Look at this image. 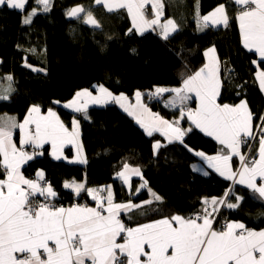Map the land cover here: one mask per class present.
<instances>
[{
	"label": "trees",
	"instance_id": "obj_1",
	"mask_svg": "<svg viewBox=\"0 0 264 264\" xmlns=\"http://www.w3.org/2000/svg\"><path fill=\"white\" fill-rule=\"evenodd\" d=\"M162 4V21L172 19L178 25V30L166 40L151 32L139 36L125 9L109 13L96 5L95 0H50L47 12L36 0H28L23 11L0 7V85L11 76L9 83L13 89L7 99H0V116L10 115L20 122L29 108L37 105L43 112L55 110L68 123L75 115L63 104L72 100L76 92L99 85L128 97L139 91L146 101L147 91L178 87L182 78L204 65L205 51L214 47L222 82L218 103L235 105L245 99L255 123L263 112L264 96L256 85L257 67L253 63L256 55L240 41L236 5L231 0H162ZM78 5L91 11L99 23L97 29L88 28L82 18L67 20L68 11ZM220 5L225 6L227 26L198 33L199 15L205 16ZM33 8L37 14L32 23L23 24ZM146 16L151 17L148 12ZM257 64L264 69V64ZM28 65L42 68L45 74L33 73ZM148 106L166 120L179 115L160 102L151 101ZM75 117L80 125L85 166L71 162L75 156L71 147L65 150L69 161L64 162L51 159L45 147L42 156L34 158L22 171L26 177L36 171L44 172L60 198L71 196L64 189L66 181H85L90 188L110 186L117 203H142L139 213L121 216L126 227L173 215L191 217L204 206L205 198L208 202L213 197L223 198L231 185L214 172L201 175L191 169L198 160L197 152L206 155L219 152V145L196 128L191 127L184 144L171 142L154 150V142L162 138L147 136L116 105L93 107ZM190 125L183 120V127ZM14 139L18 141L16 135ZM256 148L252 156H256ZM125 164L139 169L147 182V191L133 196L134 191L119 185L116 176ZM3 177L0 171V179ZM138 182L134 179L132 187L136 188ZM150 192L162 199L155 200L149 196ZM232 192L234 195L227 198L228 202L236 203V196L243 199L236 208L225 205L221 219L239 221L247 229L264 228V204L247 189L234 186ZM83 198L87 204H93L88 195H81L79 203Z\"/></svg>",
	"mask_w": 264,
	"mask_h": 264
},
{
	"label": "snow or ice",
	"instance_id": "obj_2",
	"mask_svg": "<svg viewBox=\"0 0 264 264\" xmlns=\"http://www.w3.org/2000/svg\"><path fill=\"white\" fill-rule=\"evenodd\" d=\"M27 2L28 0H0V7L23 11ZM147 2L148 0H95L96 4L103 5L110 12L126 9L134 26L141 33L145 26L159 25L162 38L168 39L169 30L176 31L178 25L172 19H167L162 24L159 22L162 15L160 9L163 7L160 0L153 4L155 18L146 19L143 9ZM36 3L42 6L43 11H49L50 0H36ZM234 3L240 6L237 19L242 43L245 48L258 54L260 63L264 64V0H234ZM81 13L85 14L84 17L80 16ZM36 14L37 9L33 8L22 23L31 24ZM67 15L83 18L86 23L99 27L91 11H86L82 6L70 9ZM210 18L213 24L223 22L227 26L225 6H218L213 13L203 17L205 28L209 26ZM215 51L214 47L209 48L205 52L208 62L182 78L179 87H157L155 93L149 94L157 97L166 92L174 94L166 106H179L177 119L168 121L158 114L150 113L140 104L142 93L137 91V105L143 113L148 114L147 123L143 119L138 122L149 136L154 131H159L169 138V142L175 140L184 144V136L192 129L182 128L180 121L187 117L196 128L224 146L217 155L206 157L209 167L228 180H235L238 175V183L245 184L257 198L264 200V116L259 117L262 123L256 125L260 129L257 155L241 153L242 145H249L251 139H256L253 131L254 116L244 100L237 105L217 102L221 82L220 61ZM257 78L261 90H264V69L257 72ZM6 79L11 81L12 77ZM94 87H98L99 95L94 96L89 89H83L76 92L64 107L81 112L89 102L101 104L109 99L124 106L122 101H126L127 97L123 94L114 96L103 85ZM11 91L10 84L6 92ZM193 94L198 100L196 109L186 105L187 101L193 99ZM7 98V94H0V99ZM125 111L129 109L125 108ZM30 125H35L34 130ZM78 127L79 123L74 119L70 132L52 109H48L46 115H41V109L37 105L29 109L23 123L17 122L14 117H0V166L5 173L4 178L0 179V264H264V230L247 229L239 222L229 223L221 230L213 228L212 215L218 211L217 206L225 204L228 208H236L243 199L240 196L235 197L237 203L228 202L225 198H211L212 211L205 207L203 215H173L139 224L134 228L126 227L119 219V214L122 210L140 206L130 202L127 205L114 203L110 186L89 189L84 183L66 181L65 188H73L77 194L82 190L86 191L97 202V207H56L49 198H54L57 194L44 181L42 171L37 172L35 180L22 175L21 166L36 155H42L37 152L29 154L24 150V145L42 148L45 143L51 142L52 155L60 159V149L65 143H71L77 148L75 161L72 162L86 163L77 140ZM17 128L24 134L20 148L13 140L14 130ZM160 146L157 142L154 150ZM184 146L188 147L186 144ZM225 149L227 153L222 154ZM196 155L204 157L205 154L197 152ZM233 156L239 157V170L232 169L230 161ZM124 168L127 169L128 165L125 164ZM133 171L140 175L139 169ZM118 176L125 182L128 181L124 172L118 173ZM258 178L260 183H257ZM146 183L145 181V185ZM102 192H107V195L100 197L99 193ZM152 195L155 200L162 199L155 193ZM233 195L231 190L226 193V197ZM37 197H44V201H38ZM203 203L207 205L208 198ZM123 233L126 236L122 237ZM120 238L123 242H118Z\"/></svg>",
	"mask_w": 264,
	"mask_h": 264
},
{
	"label": "crops",
	"instance_id": "obj_3",
	"mask_svg": "<svg viewBox=\"0 0 264 264\" xmlns=\"http://www.w3.org/2000/svg\"><path fill=\"white\" fill-rule=\"evenodd\" d=\"M233 3H234V0H231ZM160 2L162 3V0H160ZM156 3V0H148V2L147 3H145V7H144V13H145V16H146V13L148 12L150 15H151V17L150 18H147L148 20H151V19H153V18H155V9L153 8V4H155ZM96 4V3H95ZM235 4V3H234ZM96 5H98V4H96ZM163 5V4H162ZM236 5V4H235ZM78 6H80V5H78ZM102 7H104L103 5H102ZM147 7H150V9H147ZM236 7H237V14H236V16H235V22L237 23V26H238V30H239V33H240V41H241V44H243L242 43V39H241V30H240V23H239V20L237 19V16H238V14H239V8H240V6L239 5H236ZM74 8V7H73ZM105 8V7H104ZM217 8V7H216ZM85 9V8H84ZM105 10L107 11V12H109L110 13V11H108L106 8H105ZM126 10V9H125ZM163 10H164V5H163V7H162V9H160V11L162 12V15L160 16V23L162 24V23H164L166 20H164V21H162V18H163ZM215 10V9H214ZM214 10H212L211 12H209L208 14H206V15H209L210 13H213L214 12ZM127 11V10H126ZM112 12V11H111ZM128 13V12H127ZM205 15V16H206ZM80 16L81 17H84V13H81L80 14ZM128 17H130V21H131V25L134 27V24H133V19H132V17L129 15V13H128ZM201 17V18H200ZM203 17L204 16H200L199 15V20H197V29H199V27H200V34L201 33H203V32H205L208 28H217V27H222V26H225L224 24H223V22H221V23H219V24H213L212 23V18H210L209 19V21H208V24H209V26L208 27H204L203 25H204V21H203ZM217 17H219V14H217ZM78 18H76V17H69L68 15H67V20H77ZM83 19V18H82ZM95 20H96V18H95ZM97 21V20H96ZM98 22V21H97ZM83 23L88 27V28H93V29H97L98 27L97 26H94V25H92V24H89V23H86L85 22V20L83 19ZM99 24V23H98ZM134 29H135V27H134ZM153 29H154V32L157 34V35H159L160 37H162V35H161V28L159 27V25H154L153 26ZM177 30H178V28H177ZM176 30V31H177ZM149 31H151V29L149 28V27H147L145 30H143V33H145V32H149ZM176 31H171V29L169 30V37H170V35H172V34H174ZM136 32H137V30H136ZM153 32V33H154ZM198 32V31H197ZM138 33V32H137ZM142 33V34H143ZM244 46V45H243ZM245 48V47H244ZM247 51H249L250 52V50L249 49H247V48H245ZM206 52V51H205ZM253 54H255L253 51H251ZM209 55H211V54H209ZM216 55V54H215ZM256 55V63H254V65L257 67V70H256V73H255V79H256V85L258 86V88H259V90H260V92H261V94H262V96H264V90H261V87H260V84H259V80H258V78H257V72L259 71V70H261L260 68H258V62H260V58H259V56H258V54H255ZM204 56H205V53H204ZM208 62V58L205 56V63H207ZM204 63V64H205ZM204 66V65H203ZM202 66V67H203ZM31 69V71L33 72V73H36V74H38V73H41V74H45V70H43V71H34L33 69H42V68H40V67H31L30 68ZM220 82H221V77H220ZM3 85H4V89H1L0 90V94H7L8 96L9 95H11L12 94V91H13V89H12V91L10 92V93H8V92H6V90L9 88V85H10V83H9V80H5V82L4 83H2ZM221 84H222V82L220 83V90L219 91H221ZM105 87V86H104ZM11 88H12V86H11ZM83 90V89H82ZM81 91V90H80ZM90 91H92V93H93V95L94 96H96V95H99L100 93H99V91H98V87H93ZM76 94V93H75ZM163 94H167V92L166 93H163ZM114 96H120L121 94H119V95H116V94H113ZM172 95H174V94H172ZM75 96V95H74ZM124 96H126V95H124ZM127 97V100L126 101H122V103H123V107H121V104L120 103H117L116 101H114V100H111V99H109L107 102H105V103H101V104H93V103H91V102H89L88 103V105H87V108L85 109V110H82L81 112L83 113V111H86V110H88V109H91V108H93V107H98V108H103L104 106H106V105H109L110 103H115L116 104V106L123 112V113H127L128 114V116L135 122V123H137L138 125H139V127L142 129V131L144 132V133H146V135L148 136V134H147V131L145 130V128L144 127H142L141 126V124L138 122V120H140V119H143L146 123L148 122V114L147 113H143L142 112V110L140 109V107H139V105H137V99H136V96L134 95V96H132L131 98L130 97H128V96H126ZM219 97V96H218ZM217 97V102H218V100H219V98ZM193 101H195L194 102V106L192 107V109H196V107L198 106V100H196V98H195V96H194V94H193V99H192ZM244 101H245V99H243ZM240 102H238L237 104H239ZM66 103H64L63 104V107H64V105H65ZM140 104H142V105H144L148 110H149V112L150 113H153V114H156V113H154V112H152L149 108H148V106L147 105H145V103H144V101H143V95H141V97H140ZM237 104H235V105H237ZM32 107V106H31ZM30 107V108H31ZM171 109L172 108H174V107H171V106H169ZM29 108V109H30ZM71 115L73 114V115H75V114H78V113H81V112H76V111H74L73 109H71V108H66V107H64ZM125 108H127V109H129V111H125ZM41 109V108H40ZM53 110V109H52ZM56 114H57V112L55 111V110H53ZM263 111H264V109H263ZM29 112V111H28ZM28 112H27V114L24 116V119H25V117L28 115ZM47 112L48 111H46V112H43L42 110H41V115H46L47 114ZM129 112H134L135 114L134 115H130L129 114ZM35 115V114H34ZM159 115V114H158ZM57 116H59L58 114H57ZM160 116V115H159ZM0 117H4L5 119H7L8 117H13V116H10V115H8V116H0ZM59 118H60V116H59ZM16 119V118H15ZM24 119L22 120V121H20L19 123H23V121H24ZM76 120V121H78L76 118H74V117H72V119L70 120V122H69V124H65L64 122H63V120L60 118V120L64 123V125L69 129V131L71 132L72 131V122H73V120ZM185 119L189 122V124H191L190 125V127H183L182 125H181V123H180V126L182 127V128H184V129H188V128H191V127H193V128H196L195 127V125L194 124H192V122L191 121H189L188 119H187V117H185ZM17 121V120H16ZM253 126H254V121H253ZM31 129H33L34 130V128H35V125H30L29 126ZM198 131H200V132H202L200 129H198V128H196ZM254 129V128H253ZM78 132H79V136H78V138H77V140H78V144L80 145V147H81V152H82V156H83V158L86 160V157H85V155H84V149H83V147H82V143H81V136H80V125H79V127H78ZM189 133V132H188ZM187 133V134H188ZM205 136H207V137H209L210 139H212L213 141H215L218 145H219V152H220V150L224 147V146H222V145H220L219 144V142L214 138V137H211V136H208V135H206L204 132H202ZM16 135V137H17V139H18V141L16 142V139H14V136ZM24 134L21 132V130L20 129H15L14 130V133H13V140H14V142L16 143V145H17V147L18 148H20L21 147V144H20V141H21V138H22V136H23ZM152 135H159L161 138H162V140L161 141H159V144L161 145H163V144H169V143H171V142H169V138L167 137V136H165L162 132H159V131H154L153 133H152ZM151 135V136H152ZM186 136V135H185ZM184 136V137H185ZM158 142V141H157ZM157 142H154V144H156ZM172 142H179V141H175V140H173ZM45 147H47L48 148V154H49V156L51 157V159H54V160H56V161H69L67 158H66V156H65V150L68 148V147H71L72 149H73V151L75 152V156H74V160H72V161H75V158H76V154H77V148H76V146L75 145H73V144H71V143H65L64 145H63V147L60 149V155H61V158L60 159H56L55 158V156L54 155H52V153H53V148H52V145H51V142H48V143H45L44 145H43V147L42 148H35L34 146H32V145H24V150L25 151H27L28 149H34L35 150V152H37V153H40V152H43V149L45 148ZM258 148H259V144H257V148H256V150H258ZM153 149H154V147H153ZM158 149V148H157ZM241 151V153H242V150H240ZM219 152H217V153H215V154H212V155H204V157H201V156H198V155H196L197 156V158H198V160L196 161V162H194L193 164H192V167H191V169L194 171V172H196V173H199V174H201V175H205L204 173L206 172V173H208V172H214V173H216L220 178H222L223 180H226L227 182H229V183H234L235 184V187H241V188H244V189H247L249 192H251V194H252V196L254 197V199H256V200H258L260 203H263L264 204V200H261V199H259V198H257L254 194H253V192H252V190L251 189H249L245 184H240V183H238L237 181L239 180V176L237 175V177L235 178V180H228V179H225L223 176H221L217 171H215V169L214 168H211V167H209V165H208V162H207V160H206V157H209V156H215V155H217ZM227 153V149H225V153H222V154H226ZM256 155H257V152H256ZM40 156V155H39ZM38 156V157H39ZM1 159H2V157H1ZM30 161H32V160H30ZM30 161H28L26 164H28ZM71 161V162H72ZM74 163V162H73ZM75 163H79V162H75ZM230 163H231V166H232V169L233 170H239L238 169V166H239V163H240V160H239V157L238 156H233L232 157V160L230 161ZM26 164H24V165H22L21 166V169H20V171H21V173H22V175L25 177V178H27L26 177V175L24 174V172L22 171V168L26 165ZM81 166H85V164L86 163H79ZM134 169H137V167H135V166H132V165H128V168L127 169H123L121 172H124V174H125V176L128 178V181L127 182H125V180L124 179H122L121 177H119L118 176V174H117V176H116V180L119 182V184L122 186V187H124L126 190H128V191H134L133 193V196H137V195H139L141 192H145V191H147V185H145V181L143 180V178L140 176V175H136L135 174V172L133 171ZM37 172H39V171H36L35 173H33L32 174V176H34V177H36L37 178ZM120 172V173H121ZM44 173V172H43ZM138 180L139 182H138V184L135 186L136 188H133L132 187V181L133 180ZM261 181L259 180V178L257 179V183H260ZM77 183H84V182H77ZM85 184V183H84ZM141 185H145L144 187H141ZM67 190H69V191H71V192H73V193H75V194H77L76 193V191L73 189V188H66ZM139 189V191H137ZM83 191V190H82ZM81 191V192H82ZM111 191H112V189H111ZM80 192V193H81ZM112 193H113V191H112ZM149 196L150 197H152L153 198V196L149 193ZM113 201H114V203H117L116 201H115V198H113ZM132 205H139L140 207L143 205L142 203H135V202H132V201H129ZM129 202H126V203H120V204H125V205H127V204H129ZM208 203H211V201H209ZM237 203V202H236ZM80 206H87V207H97V202H95L94 204H87V205H85V204H82V205H80ZM140 207H131V208H129V209H127V210H122L121 212H120V214H119V219L121 220V222L124 224V222H123V220L121 219V216L122 215H129L130 213H133V212H136V213H139L140 211H141V208ZM152 221H155V220H151V221H144V222H141V223H139V224H145V223H150V222H152ZM199 222V221H198ZM237 222H239V221H237ZM229 223H233V222H228V224ZM239 223H241V222H239ZM139 224H136V225H134V226H130V227H136L137 225H139ZM125 225V224H124ZM249 229V228H248ZM217 230V229H216ZM252 230H254V229H252ZM260 230H264V228H262V229H258V230H254V231H260ZM123 236H126V233H123L122 234V237ZM118 242H123V240H122V238H120V239H118ZM142 259H144V257H142ZM89 264H90V262H89Z\"/></svg>",
	"mask_w": 264,
	"mask_h": 264
},
{
	"label": "bare ground",
	"instance_id": "obj_4",
	"mask_svg": "<svg viewBox=\"0 0 264 264\" xmlns=\"http://www.w3.org/2000/svg\"><path fill=\"white\" fill-rule=\"evenodd\" d=\"M153 101L154 102H160V101H156V99H153ZM67 103V102H66ZM70 122V121H69ZM69 122L68 123H66V124H69ZM146 134V133H145ZM33 151H35L34 149H28L27 150V152L29 153V152H33ZM42 156V155H41ZM40 157V156H39ZM50 157V156H49ZM51 158V157H50ZM31 162V161H30ZM0 171H2V173H3V175L5 176V173H4V169H1V166H0ZM4 178V177H3ZM2 178V179H3ZM27 179H37L36 177H34V176H31V177H27ZM44 179H49L50 180V178L49 177H47L46 175H45V173H44ZM76 182V181H75ZM84 183H85V181H83ZM119 183V182H118ZM50 185L52 186V188H53V185H52V180H51V182H50ZM120 185V184H119ZM230 186H232V189L234 188V183H231V185ZM229 186V187H230ZM86 187V186H85ZM228 187V188H229ZM86 188H89V189H94V188H90V187H86ZM227 188V189H228ZM64 189L65 190H67L65 187H64ZM232 189H231V191H232ZM55 191V190H54ZM69 191V190H68ZM70 193H71V196H70V198L69 197H65V198H63V197H58L57 195L54 197V198H49V200H50V202L52 203V204H54L56 207H64V208H69V207H72V206H74V205H78V206H80V205H82V204H87V202H85V198H83L82 199V202L81 203H79V200H78V198H80V196L81 195H88V200H90V201H92V203L94 204L96 201L95 200H93L92 199V196L91 195H89L86 191H82L81 193H79V194H75V193H73V192H71V191H69ZM226 192H227V190H225V195H224V197L223 198H225L226 200H227V198L228 197H226ZM107 195V192H104V194L102 195V196H100V197H105ZM44 198V197H43ZM206 204H204V206H205ZM207 205H209V203L207 204ZM203 206V207H204ZM211 206V205H210ZM202 207V208H203ZM217 207H219V206H217ZM201 208V209H202ZM219 209V208H218ZM223 209V208H222ZM222 209L219 211V213H218V217H217V220H216V222H215V227H214V229H217L218 228V230H221V229H224V228H222L221 226H220V223L222 222V221H227V219L225 220V219H221V215H220V213H221V211H222ZM194 212H197V211H194ZM194 214V213H193ZM193 214L191 215V217H193ZM227 224H228V222H227Z\"/></svg>",
	"mask_w": 264,
	"mask_h": 264
},
{
	"label": "rangeland",
	"instance_id": "obj_5",
	"mask_svg": "<svg viewBox=\"0 0 264 264\" xmlns=\"http://www.w3.org/2000/svg\"><path fill=\"white\" fill-rule=\"evenodd\" d=\"M102 6V5H101ZM116 11V10H115ZM143 12H144V10H143ZM145 14V13H144ZM146 17V19L148 18L147 16H145ZM67 18V17H66ZM201 18V17H200ZM197 20H199V17L197 18ZM69 21H73V20H69ZM138 23H139V21H138ZM196 25H198L197 24V22H196ZM131 27H133L132 25H131ZM135 27V26H134ZM134 27H133V29H134ZM147 28V26H145L144 27V30ZM150 29H151V31H149V32H151V33H153L154 32V29H153V26H151V27H149ZM135 31L137 30V28L135 27V29H134ZM196 30L198 31V33H200V27H199V29H197V26H196ZM138 32V33H137ZM137 34L139 35V36H142L143 34H145V33H148V32H145V33H141L140 31H138L137 30ZM153 34H156L155 32L153 33ZM157 35V34H156ZM173 35V34H172ZM157 36H159V35H157ZM171 36V35H170ZM160 37V36H159ZM162 38V37H161ZM163 39V38H162ZM181 85V84H180ZM179 85V86H180ZM178 86V87H179ZM5 87H4V85L3 84H1L0 85V90L1 89H4ZM167 88H169V87H167ZM152 93H155V90H150V91H147L146 93H144V95H146V101H144V103H145V105H147L148 106V102L150 103L151 101H153V99H157L158 98V101H160V103H162L165 107H167V108H170L169 106H166L167 105V101H169L170 100V98H171V96H172V94H170V93H167L166 95L165 94H161L160 96H150L149 94H152ZM131 98V97H130ZM194 102L195 101H193V100H191V101H187L186 102V105H187V107L188 108H192L193 106H194ZM109 105H116L115 103H110ZM148 108H149V106H148ZM150 109V108H149ZM171 109V108H170ZM172 111H176V112H178L179 113V106H177V107H175V108H172L171 109ZM87 111V110H86ZM85 111H83V113H84ZM82 112L81 113H78V114H75V116H78V115H80V114H83ZM155 113V112H154ZM263 113V112H262ZM262 113L259 115V117L262 115ZM156 114H158V113H156ZM73 115V114H72ZM74 116V118H76ZM161 117V116H160ZM178 117H179V115H178ZM177 117V118H178ZM259 117H258V120L254 123L255 125L258 123V121H259ZM177 118H174V119H168V121H173V120H175V119H177ZM77 119V118H76ZM164 119V118H163ZM166 120V119H165ZM183 120H186V119H183ZM183 120H181L180 121V123H181V125H182V123H183ZM187 121V120H186ZM64 122V121H63ZM65 123V122H64ZM189 123V122H188ZM66 124V123H65ZM254 127V126H253ZM152 136H156V135H152ZM257 144H259V142L258 141H255L253 144L251 143V146H250V150H251V152H254L255 150V148H256V146H257ZM154 145L155 144H153V147H154ZM47 148V147H46ZM155 150H157V149H155ZM240 150H242L241 148H240ZM33 152H35V151H33ZM33 152H29V154H32ZM243 152V151H242ZM40 153H43V152H40ZM39 155H36L34 158H37ZM41 156V155H40ZM33 158V159H34ZM32 159V160H33ZM241 168V162L239 163V166H238V169H240ZM208 175V174H207ZM235 185V184H234ZM150 194L152 195L153 193H151L150 192ZM153 196V195H152ZM154 197V196H153ZM209 205H211L212 206V204L211 203H209Z\"/></svg>",
	"mask_w": 264,
	"mask_h": 264
},
{
	"label": "built area",
	"instance_id": "obj_6",
	"mask_svg": "<svg viewBox=\"0 0 264 264\" xmlns=\"http://www.w3.org/2000/svg\"><path fill=\"white\" fill-rule=\"evenodd\" d=\"M156 101H158V98L156 99ZM261 116H264V111H263V113H262ZM261 116H260V117H261ZM260 123H262L261 120H259L258 123H257L256 125H258V124H260ZM256 125L254 124V127H253V128H254L253 131H254V135L256 136V139H251V140L249 141V145H242V146H241V149L243 150V154H245V155H252L253 152H251V150H250L251 143L253 144L255 141H259V135H258V134H259V132H260V129L257 128ZM1 169H3L2 166H1ZM44 181H47L48 184H50V182H51V180H49V179H44ZM44 181H39V182H40V183H43ZM94 189H100V188L97 187V188H94ZM231 189H232V186H230V187L227 189V192H226V193H228ZM103 194H104V192L99 193L100 196H102ZM37 200H38V201H44V198H43V197H37ZM224 206H225V204H220L219 207H218V208H219L218 211H216V212L213 213V215H212V218H213V228L215 227V222H216L217 217H218L217 215H218L219 211H220ZM205 207H207V208L209 209L210 212L212 211V206H210V205H205V206H204L202 209H200L199 211L194 212L193 217H194L197 213H201V215H203L202 210H203ZM216 214H217V215H216ZM226 225H227V221H226V222H225V221H222V222L220 223V226H221L222 228H225Z\"/></svg>",
	"mask_w": 264,
	"mask_h": 264
}]
</instances>
